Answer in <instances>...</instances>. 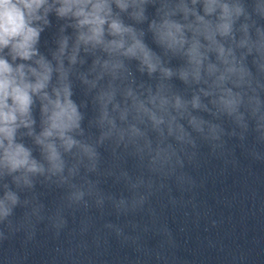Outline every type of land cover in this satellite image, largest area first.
Here are the masks:
<instances>
[{
  "label": "clouds",
  "instance_id": "obj_1",
  "mask_svg": "<svg viewBox=\"0 0 264 264\" xmlns=\"http://www.w3.org/2000/svg\"><path fill=\"white\" fill-rule=\"evenodd\" d=\"M229 139L264 164V0H0V264H24L41 225L68 239V255L99 249L102 233L147 256L142 233L174 245L152 198L195 211L204 181L188 167L201 144L236 166ZM103 177L129 195L106 192ZM38 185L62 190L53 209ZM108 205L150 223L96 229L89 210Z\"/></svg>",
  "mask_w": 264,
  "mask_h": 264
}]
</instances>
